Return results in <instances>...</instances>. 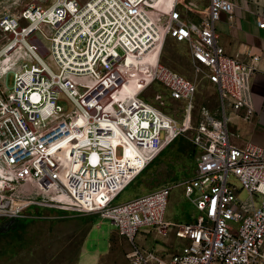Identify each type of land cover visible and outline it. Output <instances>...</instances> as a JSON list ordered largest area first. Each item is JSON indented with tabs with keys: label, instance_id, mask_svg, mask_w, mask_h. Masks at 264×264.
<instances>
[{
	"label": "built area",
	"instance_id": "2783aa9c",
	"mask_svg": "<svg viewBox=\"0 0 264 264\" xmlns=\"http://www.w3.org/2000/svg\"><path fill=\"white\" fill-rule=\"evenodd\" d=\"M20 2L16 13L8 10ZM233 12L232 0H207L204 8L194 0H0L7 35L0 53L22 51L10 82L0 72V161L20 181L89 196L86 203L77 198L75 210L109 219L131 244L130 264H264V138L238 146L229 132V124L238 132L237 121L255 117L250 78L258 57L246 61L219 44L216 24ZM256 23L264 28V9ZM169 35L187 44L217 89L219 109H200L190 136L198 151L192 176L114 204L126 185L116 179L112 187L102 174L109 151L147 150L134 168L142 167L190 125L196 82L149 62ZM133 80L138 86L129 93ZM154 82L164 89L154 95L159 105L163 94L182 104L180 122L140 96ZM92 152L101 155L96 163ZM176 186L196 210L191 221L165 218ZM148 229L182 241L174 248L136 243L137 232Z\"/></svg>",
	"mask_w": 264,
	"mask_h": 264
},
{
	"label": "rangeland",
	"instance_id": "374dc122",
	"mask_svg": "<svg viewBox=\"0 0 264 264\" xmlns=\"http://www.w3.org/2000/svg\"><path fill=\"white\" fill-rule=\"evenodd\" d=\"M194 1L198 2L200 8L207 5V0ZM20 6L21 2L8 10L16 13ZM6 41L7 35L0 31V50ZM20 49L21 47L17 46L15 51L10 50L5 55L0 53V72L8 82L12 75L6 71L17 63L22 53ZM129 59L132 60L131 57ZM157 59L160 64L196 82L198 89L194 96L190 125L184 134L175 137L142 167L134 168L149 158L147 150H139L133 146L135 153L122 149L119 156L114 151H109L111 154L105 158L108 160L102 174L109 180L120 179L123 186L126 185L114 199V204L192 176L198 151L192 145L190 136L200 116V109L206 107L212 113L219 109L217 89L206 80L202 69L195 67L187 44L175 41L173 36L169 35L162 45L159 58L158 53L152 55L150 64H154ZM137 86L138 82L133 80L126 88L132 93L136 91ZM156 93H164V89L160 83L154 82L140 96L180 122L183 118L182 104L171 101L163 94L164 104L159 105L154 99ZM229 126L234 128V131L230 130L233 133L231 140L237 142L262 141L264 136L262 124L254 125L251 133L237 132L235 122ZM235 133H239V136L236 137ZM97 159V156L92 154L91 161L95 163L94 160ZM96 179H91V182ZM230 180L238 187V199L247 202L246 191L240 189L234 179ZM94 187L96 188L93 186V189ZM73 193L77 194L69 191V196H65L61 191L43 187L42 184L20 181L15 169L0 161V223L13 221V225L0 232V264H130L126 257L130 242L118 235L109 219L98 214L76 211L79 207L75 203L77 198L83 203L91 199L83 197L77 189H74ZM195 215L196 210L183 194L182 187H173L168 196L165 218L177 222L191 221ZM98 221L100 225L88 235L89 226L92 227ZM134 240L143 246L167 245L173 248L182 241L171 232L164 238L155 235L150 229L148 232L139 230ZM108 247L109 250L103 252ZM96 251L102 253L93 256V260L83 257L86 252L92 256Z\"/></svg>",
	"mask_w": 264,
	"mask_h": 264
},
{
	"label": "crops",
	"instance_id": "0c3cea01",
	"mask_svg": "<svg viewBox=\"0 0 264 264\" xmlns=\"http://www.w3.org/2000/svg\"><path fill=\"white\" fill-rule=\"evenodd\" d=\"M232 1L234 2L233 15L231 17H229L226 14L221 15L220 20L216 24L217 34H218L219 44L224 48L227 54L238 55L240 58L246 61H249L252 56L258 57V60L255 61V69L250 78L256 114L253 121L250 124L247 123L245 124L243 122L237 121L238 123L237 128L239 129V131L245 133H251L252 127L254 125L256 124L264 125V28L259 27L256 23V15L258 14L259 11H262V9H264V0H232ZM230 130L234 131V128H230L229 126V132ZM260 141L250 140V141L237 142L235 140H231V143L238 146H242L245 144V142H260ZM92 154L97 156L98 158L97 161L101 157L99 153L92 152L90 155V160ZM97 161L94 160L95 163ZM105 163L107 162L105 161ZM178 182H174L173 184ZM166 220L177 222L170 219H166ZM178 222H183V221H178ZM99 225L100 222L98 221L96 224H93L92 227L89 226L88 235H90L91 231L94 230ZM108 250L109 247L103 252ZM100 253L102 252L96 251L92 256H90V254L86 252L83 254V257H85L86 259L90 258L91 260H93L94 258L93 256Z\"/></svg>",
	"mask_w": 264,
	"mask_h": 264
},
{
	"label": "bare ground",
	"instance_id": "6f19581e",
	"mask_svg": "<svg viewBox=\"0 0 264 264\" xmlns=\"http://www.w3.org/2000/svg\"><path fill=\"white\" fill-rule=\"evenodd\" d=\"M9 71V69L6 71V73ZM114 181L115 180H109V185H111L112 187H114L115 185H114ZM62 193H63V195H65V196H69V191L68 190H66V188H58ZM94 189H95V187H94ZM73 192H74V190H73ZM72 193V192H71ZM86 198L87 199H89V196H86Z\"/></svg>",
	"mask_w": 264,
	"mask_h": 264
},
{
	"label": "flooded vegetation",
	"instance_id": "af4514ba",
	"mask_svg": "<svg viewBox=\"0 0 264 264\" xmlns=\"http://www.w3.org/2000/svg\"><path fill=\"white\" fill-rule=\"evenodd\" d=\"M13 225V221H6L4 223H0V232L5 230L7 227Z\"/></svg>",
	"mask_w": 264,
	"mask_h": 264
}]
</instances>
